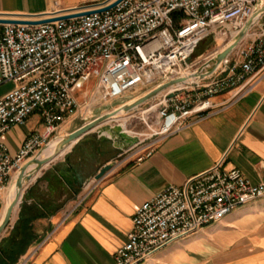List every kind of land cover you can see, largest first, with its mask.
I'll return each instance as SVG.
<instances>
[{
    "label": "built area",
    "instance_id": "built-area-1",
    "mask_svg": "<svg viewBox=\"0 0 264 264\" xmlns=\"http://www.w3.org/2000/svg\"><path fill=\"white\" fill-rule=\"evenodd\" d=\"M115 1L65 11H98ZM263 5L264 0H123L108 11L67 20L0 24V82L14 84L0 98V197L15 172L61 138L60 127L70 117L81 112L85 119L108 102L122 107L194 74L219 53L198 66L203 55L194 57L201 43L219 34L234 40ZM263 17L212 73L177 84L144 104L149 107L141 111L143 124L151 133L142 150L138 144L125 158L133 155L144 161L159 141L214 116L220 110L214 97L243 85L241 94L252 89V79L264 74V29L255 30ZM142 106L126 117L135 118ZM36 114L44 131L28 135L19 153L11 155L1 137ZM221 167L184 186L172 185L143 203L126 243L115 254L116 264H142L239 207L264 199V182L254 185L240 169ZM100 185L101 178L90 180L80 202L90 199Z\"/></svg>",
    "mask_w": 264,
    "mask_h": 264
},
{
    "label": "crops",
    "instance_id": "crops-1",
    "mask_svg": "<svg viewBox=\"0 0 264 264\" xmlns=\"http://www.w3.org/2000/svg\"><path fill=\"white\" fill-rule=\"evenodd\" d=\"M99 1L0 0V18L39 19ZM262 29L263 21L255 30ZM252 84L246 93L241 94L243 85L214 97L220 107L214 116L159 141L141 162L133 155L125 158L116 134L111 138L95 130L80 138L30 176L0 236V264H116L115 254L133 230L138 208L168 187L184 186L220 163L223 170L240 169L254 185L264 182V74ZM13 87L0 82V98ZM120 106L108 102L101 109L110 113ZM136 114L127 121L143 123L144 113ZM66 122L62 137L79 128L69 130ZM43 131L36 114L1 140L16 156L28 135ZM110 165L95 194L80 202L87 183ZM8 201V194L0 197V224ZM142 264H264V199L239 207Z\"/></svg>",
    "mask_w": 264,
    "mask_h": 264
},
{
    "label": "water",
    "instance_id": "water-1",
    "mask_svg": "<svg viewBox=\"0 0 264 264\" xmlns=\"http://www.w3.org/2000/svg\"><path fill=\"white\" fill-rule=\"evenodd\" d=\"M123 0H116L112 5H110L109 7H106L104 9L98 10V11H91V12H84V13H76V14H72V15H66V13H68L69 11H61L60 13H58L56 16L54 17H50L52 15H45L39 19H31V18H21V17H13V18H8V19H3L0 18V24H21V25H41V24H45V23H49V22H53V21H58V20H67L73 17H80L83 15H89L92 13H100V12H104V11H108L110 9H112L113 7L117 6L120 2H122ZM258 12H261L260 17L264 16V9L259 10ZM257 12V13H258ZM254 23L252 22V18L248 21L246 27L240 32V34L234 39L232 40V42L230 43V45H228L227 47H225L223 50H221L213 59L215 60V62L219 65H221L224 61L227 60V58L231 55V53L242 43V41L246 38L249 30L251 29L252 25ZM205 65V64H204ZM204 65L194 73L195 78H202L200 75V70L204 67ZM213 71H211L212 73ZM184 81V77L183 78H179L176 79L174 81H171L170 83H167L155 90H153L152 92H150L149 94H147L144 97H141L131 103H128L126 105H123L122 107H120L121 109H123L124 112V116H126V114L130 113L131 111L139 108L140 106L144 105L145 103H147L148 101L152 100L153 98H155L156 96H158L160 93L168 90L169 88L180 84ZM112 111L110 113H106L104 115H100L97 118H95L94 120L84 124L83 126L79 127L78 129L72 131L71 133H69L66 136L61 137L60 143L58 145V150H57V156L54 159H48V160H40L37 157H34L32 159V162L38 164V167L40 169H42L44 166L50 164L51 162H53L55 159H57L62 151L64 149H66L68 146H71L74 142H77L78 140H80V138H82L83 136H85L86 134H89L90 132H92L95 128H98L99 126H101V124H103L106 120L112 118L114 116ZM114 121V119L112 120ZM28 164L26 163L23 165V167L19 170L21 171L20 177H19V185L22 184L23 178L25 177V173L26 170L28 168ZM112 168V165L110 166H105L103 169L100 170V172L95 176L97 179L102 178L105 173L107 171H109ZM30 179V176L27 177L26 182L24 183V187L25 184L27 183V181ZM22 199V195L18 196V198L8 207L5 217L2 221V223L0 224V236L8 229V227L11 224L12 218H13V214L15 212V209L18 207V205L20 204Z\"/></svg>",
    "mask_w": 264,
    "mask_h": 264
},
{
    "label": "rangeland",
    "instance_id": "rangeland-1",
    "mask_svg": "<svg viewBox=\"0 0 264 264\" xmlns=\"http://www.w3.org/2000/svg\"><path fill=\"white\" fill-rule=\"evenodd\" d=\"M264 6V5H263ZM261 21L264 22V17L261 19ZM260 21V22H261ZM250 40V39H249ZM232 42V39L229 35H215L205 42L202 43L201 47L199 48L197 54H195V57L202 56L198 61L201 62L198 66H201L204 64L205 58L210 56L211 54L215 52H220L223 50L227 45H229ZM208 48V49H207ZM207 49V50H206ZM201 54V55H200ZM136 98V96L134 97ZM132 100V99H131ZM149 105H144L139 109V112L142 110H145L148 108ZM105 109H101V107L95 109L93 112L87 114L85 116V119H82L81 112L70 117L67 122L66 126L69 125V130H73L74 128L81 127L86 122L93 120L97 118L96 116L98 115H104ZM127 117L124 116L121 120L117 121L118 119H114V121H111L108 124H104L103 126L95 129L96 131H100L102 134L106 135L107 137L114 138V134L119 136L122 139L121 142V147H122V153L126 152L127 154H130L131 152L129 151L132 147L138 145V150H142L143 147L145 146L146 142V135L151 133V130L147 128L143 123L139 122V120H134V121H127ZM70 123V124H69ZM118 127H120V131H118ZM68 130V131H69ZM94 130V131H95ZM111 132V133H110ZM114 132V133H112ZM59 137H62V135L59 133ZM10 184L8 185V187ZM7 190L5 191V196L7 197Z\"/></svg>",
    "mask_w": 264,
    "mask_h": 264
},
{
    "label": "bare ground",
    "instance_id": "bare-ground-1",
    "mask_svg": "<svg viewBox=\"0 0 264 264\" xmlns=\"http://www.w3.org/2000/svg\"><path fill=\"white\" fill-rule=\"evenodd\" d=\"M264 9V6H262L260 8V10ZM261 15V12L256 13L253 17H252V22L254 23L256 20L259 19ZM230 45V44H229ZM228 46V45H227ZM226 46V47H227ZM219 66V64H217L215 62V60L212 58L210 60H208V62L204 65V67L200 70V75L201 77H205L206 75H208L209 73H211V71H214L217 67ZM195 78L194 74L186 76L184 78L183 82H191L193 81ZM182 82V83H183ZM114 116L108 120H106L103 124H101V126H103L104 124H108L110 123L113 119H118L117 121L121 120L124 117V112L123 109L118 108L115 110V112H113ZM99 126V127H101ZM98 127V128H99ZM95 128V129H98ZM94 129V130H95ZM93 130V131H94ZM118 131H120V127H118ZM111 133V132H110ZM61 138L58 139H54L43 151H41L36 157L39 158L40 160H48V159H54L57 156V150H58V145L60 143ZM75 143V142H74ZM73 143V144H74ZM72 144V145H73ZM71 145V146H72ZM70 146H68L66 149H64L61 153V155L65 152V150H67ZM33 159V158H32ZM32 159L28 160L26 163L28 164V168L26 170L25 173V177L23 178L22 184L19 185V177L21 174V171H17L14 173L12 181L10 183V186L8 187V207L18 198V196H21L24 190V183L26 182V179L28 176H31L37 172L40 171V168L38 167V164L32 162ZM25 163V164H26ZM45 167V166H44Z\"/></svg>",
    "mask_w": 264,
    "mask_h": 264
},
{
    "label": "trees",
    "instance_id": "trees-1",
    "mask_svg": "<svg viewBox=\"0 0 264 264\" xmlns=\"http://www.w3.org/2000/svg\"><path fill=\"white\" fill-rule=\"evenodd\" d=\"M201 45H202V43H201ZM201 45L199 46V48L201 47ZM199 48H198V50H199ZM198 50L196 51V54H197Z\"/></svg>",
    "mask_w": 264,
    "mask_h": 264
}]
</instances>
